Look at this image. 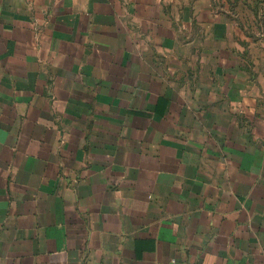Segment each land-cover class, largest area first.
<instances>
[{
  "label": "crops",
  "instance_id": "0c3cea01",
  "mask_svg": "<svg viewBox=\"0 0 264 264\" xmlns=\"http://www.w3.org/2000/svg\"><path fill=\"white\" fill-rule=\"evenodd\" d=\"M0 264H264V39L216 0H0Z\"/></svg>",
  "mask_w": 264,
  "mask_h": 264
},
{
  "label": "rangeland",
  "instance_id": "374dc122",
  "mask_svg": "<svg viewBox=\"0 0 264 264\" xmlns=\"http://www.w3.org/2000/svg\"><path fill=\"white\" fill-rule=\"evenodd\" d=\"M223 5L229 18L249 32V35L264 39V0H216Z\"/></svg>",
  "mask_w": 264,
  "mask_h": 264
}]
</instances>
